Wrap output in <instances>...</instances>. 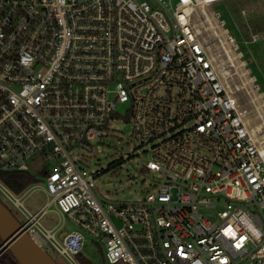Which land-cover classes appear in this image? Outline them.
Returning <instances> with one entry per match:
<instances>
[{
    "label": "built area",
    "instance_id": "1",
    "mask_svg": "<svg viewBox=\"0 0 264 264\" xmlns=\"http://www.w3.org/2000/svg\"><path fill=\"white\" fill-rule=\"evenodd\" d=\"M173 1L0 0V173L37 179L21 194L0 181V201L54 262L79 264L88 235L107 264H264L261 145L192 22L231 0ZM115 121L160 178L140 201L100 199L86 167ZM50 212L77 230L45 228Z\"/></svg>",
    "mask_w": 264,
    "mask_h": 264
},
{
    "label": "rangeland",
    "instance_id": "2",
    "mask_svg": "<svg viewBox=\"0 0 264 264\" xmlns=\"http://www.w3.org/2000/svg\"><path fill=\"white\" fill-rule=\"evenodd\" d=\"M176 2L174 0L173 5ZM206 10L210 12L209 14L214 13L217 16L221 28L228 31L230 37L236 42L239 49L237 54L242 53L243 58L241 57L240 61L244 63V69L248 71V78L251 82L248 87L238 75H235V70L225 63L223 53L218 48L220 47L219 41L213 35L210 22L202 14V8L197 9L192 22L201 32L200 39L210 45L220 72L229 73L224 77L237 100L243 120L251 132L255 133L258 128L260 129L261 134L256 138L263 146L261 138L264 137V122L260 117L263 116L264 109H261L259 104L261 101L264 105V0L225 1L215 4L212 8H206ZM127 110V105H120L117 108L121 116H125ZM130 140L131 126L126 122L115 121L111 124L109 133L97 140L92 145V152L87 154L90 157L86 165L88 171L102 172L96 179L100 199L121 203L140 201L148 192L154 190V179L160 180L154 174L145 173L142 169L143 161L132 154L133 147ZM41 163V161L29 163V170L37 173ZM38 179L44 181L42 178ZM46 200L45 195L37 190L26 198L25 206L36 211L46 203ZM16 216L17 220L22 222V218L19 215ZM58 223L63 225L64 232L77 230L71 220L54 212L48 213L42 222L47 229H51ZM86 236L87 245L83 250L84 257L93 264H107L104 256L105 248L93 243L90 241L91 238ZM55 263L68 264L63 258L55 259Z\"/></svg>",
    "mask_w": 264,
    "mask_h": 264
},
{
    "label": "water",
    "instance_id": "3",
    "mask_svg": "<svg viewBox=\"0 0 264 264\" xmlns=\"http://www.w3.org/2000/svg\"><path fill=\"white\" fill-rule=\"evenodd\" d=\"M0 240L18 264H56L21 231L20 224L1 201Z\"/></svg>",
    "mask_w": 264,
    "mask_h": 264
},
{
    "label": "bare ground",
    "instance_id": "4",
    "mask_svg": "<svg viewBox=\"0 0 264 264\" xmlns=\"http://www.w3.org/2000/svg\"><path fill=\"white\" fill-rule=\"evenodd\" d=\"M201 12V11H200ZM210 13V12H209ZM208 11L206 10V8H202V14L207 18V20L210 22L211 24V28L213 30V35L216 39H218L219 41V45L223 53V56L225 58V63L228 65L229 68H232L233 70H235L236 74L235 75H238L239 78L241 80H243V83L245 84L246 87H248L249 84H251L249 78H248V71H245L244 69V63L240 61V56L237 55L235 52H234V47L233 45L231 44V41L229 39V37L227 36V33L226 31H224L222 28H221V23H218L217 21V16L214 14V13H211L209 14ZM215 39V40H216ZM224 76H227L229 73H226V72H223ZM242 82V81H241ZM254 89V88H252ZM249 93V91H248ZM257 94V93H256ZM258 95V94H257ZM251 96V95H250ZM256 98V97H255ZM257 99V98H256ZM259 100L260 97H258ZM253 101V100H252ZM256 101V100H255ZM258 102V101H257ZM255 103V102H254ZM256 104V103H255ZM259 104V103H257ZM261 105V109H264V105H262L261 101H260V104ZM258 106V105H257ZM260 110V109H259ZM261 111V110H260ZM264 112V111H263ZM259 114V113H258ZM261 116V115H260ZM263 122H264V114L263 116L260 117ZM264 128V126H263ZM255 130V129H254ZM261 134V131L260 129L258 128L256 130V132L254 133L255 137H257L258 135ZM263 140V143L264 144V137L261 138ZM260 139V140H261ZM261 140V141H262ZM261 150V154L263 156V159H264V145L261 146L260 148Z\"/></svg>",
    "mask_w": 264,
    "mask_h": 264
},
{
    "label": "trees",
    "instance_id": "5",
    "mask_svg": "<svg viewBox=\"0 0 264 264\" xmlns=\"http://www.w3.org/2000/svg\"><path fill=\"white\" fill-rule=\"evenodd\" d=\"M257 50V49H256ZM0 181H2L9 189L16 194H21L29 186L37 182V179L28 173H0ZM2 242L0 240V246ZM79 264H93L87 260L83 252L77 256ZM1 264H18L12 257L10 252H7L1 260Z\"/></svg>",
    "mask_w": 264,
    "mask_h": 264
}]
</instances>
